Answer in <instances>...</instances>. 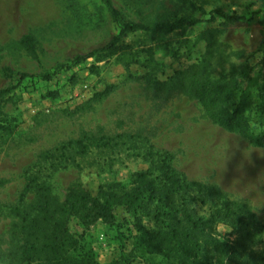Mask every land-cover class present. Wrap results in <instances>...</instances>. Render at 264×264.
Wrapping results in <instances>:
<instances>
[{
    "label": "rangeland",
    "instance_id": "obj_1",
    "mask_svg": "<svg viewBox=\"0 0 264 264\" xmlns=\"http://www.w3.org/2000/svg\"><path fill=\"white\" fill-rule=\"evenodd\" d=\"M112 2L128 21L151 25L185 17L202 23L155 39L129 33L115 55L89 59L45 81L42 75L106 46L118 33L117 23L103 0H0V91L13 89L0 102V264H10L7 255L24 245L25 227L38 216L37 194L27 190L35 177L59 203L72 186L95 196L113 185L129 190L131 205L115 191L123 202L115 208L116 225H69L81 238L82 254L98 264H234L208 242H236V231L224 221L207 226V238L190 233V255L172 251V235V253L146 250L139 220L145 232L167 234L191 229L188 213L209 220L228 212L222 199L199 188L162 193L168 165L178 177L215 186L255 213L260 227L252 252L264 258V148L210 121L191 93L197 81H235L240 91L233 104L245 96L251 132L264 135V120L256 114V84L264 79V14L226 23L199 11L249 17L264 11V0ZM26 35L36 41V59L20 44ZM110 86L115 88L98 99ZM148 170L162 198L150 204L139 194L138 180ZM43 257L34 264H46Z\"/></svg>",
    "mask_w": 264,
    "mask_h": 264
},
{
    "label": "trees",
    "instance_id": "obj_2",
    "mask_svg": "<svg viewBox=\"0 0 264 264\" xmlns=\"http://www.w3.org/2000/svg\"><path fill=\"white\" fill-rule=\"evenodd\" d=\"M103 2L119 27L118 33L106 46L98 48L87 55L78 56L68 65H60L53 74L42 75L45 81H50L54 74L60 71H69L89 59L103 60L115 55L121 49L120 44L123 38L129 33L142 32L146 36L155 39L159 36L171 35L182 29L193 28L202 23L200 19L184 17L146 25L126 20L121 11L115 8L112 0H103ZM199 11L202 15H208L210 21L219 18L226 23L251 22L257 15L264 14V11H259L246 17L232 15L222 10L207 13L200 8ZM20 44L33 58H37L36 41L33 36H24ZM18 77L23 79L30 76L19 73ZM146 81L150 82L148 79ZM114 88V86L108 87L97 98L108 95ZM256 90L259 102L256 114H258L261 122L264 120V79L261 84H256ZM12 91V88L1 90L0 102ZM239 91L240 87L235 81L230 85H214L203 80L194 82L191 85L192 98L200 104L210 121L223 130L237 134L247 139L251 144L264 148V135L260 134L259 137H255L251 132V125L247 115L246 97H241L237 103L233 104ZM151 176V170L138 174V180L141 183L139 187L141 193L139 194L145 197L144 201L147 200V204L162 199L160 198L159 189L155 187L154 181L150 179ZM165 177L168 185H164L162 193L167 188L170 192L184 191L186 193L192 191L193 188H199L198 192L202 195L209 193V197L222 199L228 212L225 216L216 212L218 214L212 215L209 220L197 219L191 213H188L187 218L189 223L192 224V228L188 229L187 232H183L181 229H173L167 234H162L161 232L147 233L139 220V232L142 233L145 241H147L146 250L153 253H170L169 243L172 242V235L175 238V246L172 251L177 249L179 252L190 255L192 254V245L187 241L191 237L190 233L201 232L207 238V235L204 234L206 227L215 222L224 221L230 223L236 231V242L233 245H225L219 240L209 237L208 242L212 247L221 254L229 255V259L234 264H264V258L259 259L253 256L252 252V245L255 243V232L260 227V222L255 213L250 210L247 211L243 207H238L234 202L228 198L226 199L223 193L215 186L203 187L196 183H190L185 178L178 177L170 165L166 167ZM116 189L120 190L123 198L125 197L127 200L132 196L129 190L120 189L117 185L108 187L107 191L101 188V192L104 193L100 192L97 196L92 195V193L80 186H72L68 189L64 202L59 203L45 187V184L39 183L38 177H35L30 182L27 190H34L37 194L38 200L35 211L38 212V216L34 217L25 227L27 238L24 245L7 255L10 264H34L41 256H44L43 260L46 264H98L92 257L82 254V248L80 247L81 238L71 232L69 225L72 220L76 221L82 228L90 227L98 221L108 225H116L115 208L116 205L123 204L120 196L115 193ZM110 192L111 195H109ZM127 204H133V200H128ZM232 206H234V209H231ZM193 236L195 237V235ZM117 264H131V262L125 260ZM206 264L213 263L209 261Z\"/></svg>",
    "mask_w": 264,
    "mask_h": 264
}]
</instances>
